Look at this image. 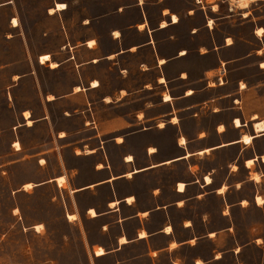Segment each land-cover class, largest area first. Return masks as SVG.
<instances>
[{"label": "crops", "instance_id": "crops-1", "mask_svg": "<svg viewBox=\"0 0 264 264\" xmlns=\"http://www.w3.org/2000/svg\"><path fill=\"white\" fill-rule=\"evenodd\" d=\"M110 1L113 8L83 18L87 30L77 39L63 21L58 45L40 47L33 56L28 50L27 68L13 74L15 81L33 82L40 94V108L26 106L20 125L48 127L53 142L38 152L39 169L46 175L24 184L33 183V190L58 185L61 192H70L73 206L64 203L65 213L76 215L73 220L95 259L112 258V264H251L241 253L255 240L238 235L234 214L236 203L246 206L249 198L233 201L228 189L255 178L254 171L264 175V147L255 146L264 132L257 135L252 124L264 118V93L241 70L251 57L264 70V15L249 10L234 23V9L220 0L208 10L194 0L183 10L162 0ZM56 3L53 12L48 9L50 15L68 8L58 10ZM151 7L158 10L156 16ZM130 8L136 10L133 20L101 29L104 17ZM197 12L201 23L189 26ZM246 23H252L250 32L259 42L240 52L242 43H251L240 36ZM201 28L207 29L208 39L191 46ZM44 55L48 59L42 62ZM223 64L229 73L219 83ZM44 66L67 80L51 82L40 70ZM245 134L254 135L251 142L242 140ZM230 150L234 155L223 163ZM51 153L55 166L50 171ZM22 159L26 157L13 161ZM249 159L253 163L248 165ZM182 165L184 175L167 176ZM224 167L229 175L217 181L213 172ZM241 169L250 176L227 181ZM215 192L225 220L221 228L210 225V211H195ZM93 231L100 238L92 240ZM223 233L230 237L226 245ZM99 247L103 254H96Z\"/></svg>", "mask_w": 264, "mask_h": 264}, {"label": "rangeland", "instance_id": "rangeland-1", "mask_svg": "<svg viewBox=\"0 0 264 264\" xmlns=\"http://www.w3.org/2000/svg\"><path fill=\"white\" fill-rule=\"evenodd\" d=\"M57 1L65 2L68 8L64 12L50 15L48 9L54 7ZM129 1L133 0H123V2ZM190 1L162 0V4L183 10ZM194 1L203 10H208L209 6L216 4L219 0ZM220 1L229 4L228 1ZM233 6L236 18L234 23L241 21L249 10L256 15H264V0L248 1L246 8L238 7L237 2ZM113 7L114 3L110 0H103L99 4H95L93 0H0V264H112V258H94L95 254L79 233V228L75 224L76 220H73L75 218L71 219L65 213L64 203L73 206L69 191L61 192L58 185V188L56 185H48L36 190H33L35 186L33 183L31 187H25L24 183L39 181L46 175L39 169L38 152L46 147L50 148L53 142L50 141L52 136L48 127L37 124L35 127L28 128L26 125H20L24 121L21 111L26 106L35 104L37 109L40 108V94L33 82L25 83L23 79L15 81L13 74L27 68L25 64L28 57L25 52L28 50L33 56V52L38 51L40 47L54 48L58 45L61 40L59 36H62L60 30L65 28L63 21L67 20L66 27L71 33L70 36L77 39L87 30V27L82 24L86 15ZM150 11L156 16L158 10L151 7ZM135 16L136 10L132 8L122 14L113 13L102 19L101 29L105 30L111 25L125 24L128 20H133ZM14 17L19 22L16 27L12 26ZM201 17L200 12L195 13L188 20V25L194 27L201 23ZM251 26L252 23L240 26V36L251 41V43H242L239 47L240 52L256 46V42H259L251 34ZM260 32H262L261 29ZM129 34L136 35L134 31H130ZM160 34L164 35V33ZM196 36L191 39V46L196 47L199 42L208 39L207 29L201 28ZM25 40H28L27 45ZM193 58H197L196 50L193 51ZM47 59L48 56L41 57L42 62ZM245 63L241 69L244 76L251 83L259 84L261 92L264 93V70L256 62V57H251ZM226 69L227 76L229 73L227 66ZM40 70L46 73L51 82L59 79L67 80L66 75L52 71L49 67L44 66ZM58 108L53 106L52 109L58 110ZM169 135H172V130L169 131ZM259 138L255 146L264 147V137ZM252 139L244 141L251 142ZM15 145L18 148L22 146L23 150L17 152ZM34 152L36 154L33 156L26 154ZM51 154L50 171L55 166V157L53 153ZM233 155V150L228 151L223 163H226V160ZM25 157L26 159L19 162L13 161L16 158ZM252 163L253 160L249 159L247 164ZM183 169V165L177 166L172 172H168L167 176L169 178L182 176ZM246 173L250 176V173L241 169L236 176H229L227 181L234 182L244 177ZM255 174L257 173L254 171L252 176L254 177ZM213 175L217 176V181H220L229 174H226V167H224L215 170ZM59 182L63 183V181ZM17 189L23 191L17 193ZM228 194L233 201H238L242 197L249 198L246 206L238 202L234 207L238 235L242 239L249 236L255 240L254 245L245 248L241 255L251 264H264V201L258 205L254 199L256 194H260L264 200V175L257 181L255 178H248L240 185L237 183L229 185ZM220 199V195L215 192L195 209V211L201 208L210 211L212 213L209 219L210 225L215 228H221L225 224V220L220 216ZM91 238L92 240L100 238L98 232L93 231ZM221 238L225 245L228 244L229 236L223 233ZM125 240L126 238L123 237L122 241ZM205 245L210 246V242H205ZM103 253L102 247L96 249V254ZM230 260L232 259L229 258L228 261ZM136 264H148V262L141 260Z\"/></svg>", "mask_w": 264, "mask_h": 264}, {"label": "bare ground", "instance_id": "bare-ground-1", "mask_svg": "<svg viewBox=\"0 0 264 264\" xmlns=\"http://www.w3.org/2000/svg\"><path fill=\"white\" fill-rule=\"evenodd\" d=\"M248 1L250 2V1H254V0H235V2H237L238 3V7H240V8H242V7H247L248 6ZM241 2V3H240ZM240 3V4H239ZM243 4V5H242ZM60 5H64L65 7H63V8H61L60 7ZM242 7H241V6ZM65 8H67V4L65 3V2H57L56 3V9H58V10H62V9H65ZM54 11V9L53 8H51L50 9V12H53ZM177 17L176 16H174V20L176 19ZM19 24V22H18V19L16 18V17H14L13 18V20H12V25L13 26H17ZM54 64V63H53ZM263 66H264V63H263ZM167 96V95H166ZM169 96V95H168ZM170 97V96H169ZM27 115H29V112H26V116ZM257 117H255V119H256ZM32 121L31 120H29L28 121V123H31ZM236 123L239 125L240 124V120L239 119H237L236 120ZM254 126H255V128H256V132H257V135L258 134H261V133H263L264 132V118H262V119H256V120H254ZM254 137V135H251V134H245L244 136H243V141L244 140H247V139H250V138H253ZM182 141H183V139H182ZM244 142H246V141H244ZM246 143H249V142H246ZM260 178V176L258 175V174H255V179H259ZM207 179V182H210V177H207L206 178ZM32 186V184L31 183H27L26 185H25V187H31ZM180 186H184V184H180ZM181 188H183V187H181ZM224 190H225V186H223L221 189H220V191L222 192H224ZM256 201H257V203L258 204H262L263 203V197L262 196H257L256 197ZM248 203V201H246V200H243V204H247ZM111 204V203H110ZM115 205V204H114ZM91 212L93 213V214H95V210L94 209H92L91 210ZM69 218H71V219H73V218H76V215L75 214H70L69 215ZM141 234H145V232H143V233H141Z\"/></svg>", "mask_w": 264, "mask_h": 264}, {"label": "built area", "instance_id": "built-area-1", "mask_svg": "<svg viewBox=\"0 0 264 264\" xmlns=\"http://www.w3.org/2000/svg\"><path fill=\"white\" fill-rule=\"evenodd\" d=\"M224 1H228V3H229V6H230V9H234V6L233 5H235V0H224ZM226 72H227V69H226V66H225V64H223L222 65V68H221V72H220V75H219V77H218V82L219 83H224V81L226 80ZM234 102H235V104L236 105H238L239 107H241L240 105H241V102H240V100L238 99H235L234 100ZM246 125H248V123H245ZM253 126H254V120H253ZM254 128H255V126H254ZM255 130H256V128H255Z\"/></svg>", "mask_w": 264, "mask_h": 264}, {"label": "snow or ice", "instance_id": "snow-or-ice-1", "mask_svg": "<svg viewBox=\"0 0 264 264\" xmlns=\"http://www.w3.org/2000/svg\"><path fill=\"white\" fill-rule=\"evenodd\" d=\"M60 7L63 8V7H65V6H64V5H60ZM117 35H118V34H117ZM129 159H131V157H130ZM181 187H183V186H181Z\"/></svg>", "mask_w": 264, "mask_h": 264}]
</instances>
